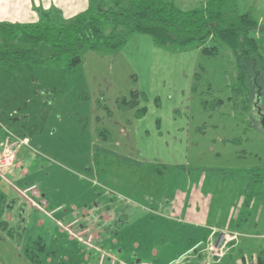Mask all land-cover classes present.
Masks as SVG:
<instances>
[{
  "label": "rangeland",
  "instance_id": "1",
  "mask_svg": "<svg viewBox=\"0 0 264 264\" xmlns=\"http://www.w3.org/2000/svg\"><path fill=\"white\" fill-rule=\"evenodd\" d=\"M173 1L191 9L207 0ZM238 9L251 11L258 21L254 34L264 56V0H242ZM244 64L257 76L261 100L244 92L237 55L225 44L211 55L196 42L161 47L151 35L133 33L116 50L87 48L72 68L66 58L49 66L0 65V129L29 137L36 149L21 147L19 167L0 172V264L255 261L264 252V175L251 189L254 202L263 206L258 225L246 224L245 217L255 218L259 208L247 211L238 202L246 169L261 168L264 174L257 106L264 111V61L258 67ZM6 139L4 130L0 155ZM214 177L223 179L225 189L223 197L213 199L212 214L198 216L205 222L169 218L139 204L147 194L169 199L177 186L190 183L207 191ZM33 185L40 193L24 191ZM40 194L47 204L74 203L81 216L86 207L92 216L111 219L115 213L121 221L60 224L63 219L48 212L46 203L25 212L27 205L35 207ZM227 217L228 228L210 242L202 238L194 245L183 235L184 229L196 234L214 224L223 226ZM117 225L127 228L129 244H154L153 255L134 256L133 246L130 257L117 254L111 245ZM172 227L180 232H171ZM189 244L194 247L184 252Z\"/></svg>",
  "mask_w": 264,
  "mask_h": 264
},
{
  "label": "trees",
  "instance_id": "2",
  "mask_svg": "<svg viewBox=\"0 0 264 264\" xmlns=\"http://www.w3.org/2000/svg\"><path fill=\"white\" fill-rule=\"evenodd\" d=\"M240 1L207 0L183 9L173 0H99L70 21H54L49 13L31 23L0 22V62L49 66L66 58L72 68L82 62L87 48L116 50L133 33L151 35L161 47L196 42L211 55L218 54L220 44H225L237 55V78L245 89L241 87L239 92L256 94L258 101L262 96L257 76L244 64L258 67L259 61H264L254 34L258 21L251 11H239ZM260 31L264 33V25ZM210 39L213 43L209 45ZM257 106L260 120L264 111ZM244 108L248 110V105ZM259 169H253L255 182L263 181ZM242 264H264V252L255 261Z\"/></svg>",
  "mask_w": 264,
  "mask_h": 264
},
{
  "label": "crops",
  "instance_id": "3",
  "mask_svg": "<svg viewBox=\"0 0 264 264\" xmlns=\"http://www.w3.org/2000/svg\"><path fill=\"white\" fill-rule=\"evenodd\" d=\"M241 1L239 2V5ZM95 4H96V0H0V22L31 23V22H35V21H39L43 19L44 15L49 14V13L54 21H57V22L70 21L73 18H75L78 14H80L81 12L86 11L89 8V6L95 5ZM11 64H15V63L0 62V65H11ZM3 137H4V130L2 131L0 129V151L2 149ZM20 164H21V161L16 162L15 165L16 167H19ZM253 169L255 170L256 168L246 169V172L244 174L245 177L241 178V180L243 181L242 182L243 183V191H242L243 193L242 192L240 193L238 206L239 205L241 206V204L244 205V208H246L245 210L247 211L248 209H251V208L253 211L254 207H258L259 208L258 213L256 214L255 218L252 217L253 220L245 217L246 224H253V225L257 224L258 225L259 220H260L258 218V215H260L263 212V206L257 203L256 201L254 202L256 197L254 195L251 196V194H253L251 189L254 186V179H255ZM27 173L28 172L21 171L20 175L27 174ZM215 179H217L218 181L217 180L215 181ZM219 179L223 180L221 178H215V177L212 178V182L214 184L209 185L208 187L206 186L208 188L207 191L203 190V186L196 187V185L193 186L192 183H190L182 187L177 186L175 188L174 194L169 199L167 198V195L165 196L163 194L160 195L159 197H153L147 194L144 201H140L139 204H141V206H143V208L147 210V212L149 210L154 211V212H160L161 214H164V216L166 217H169V218L176 217L179 220L182 219V221H186V222L188 221L190 223H193L196 220L197 222H201L200 220L203 221V219H199L198 216L204 217L206 215L212 214L211 204H213V199L215 198V196L223 197V194H224L223 189H225V185H223V183H221ZM45 196H46L45 194L43 195L40 194L38 196L39 197L38 200L39 201L41 199L45 200L46 198ZM202 198L205 201L203 202V210H201L200 212L198 207H200L201 205L200 202ZM252 201L254 202L253 205L251 204ZM12 202L16 204V201H12ZM46 204H47V201H46ZM221 204L220 206L218 205V211L216 214L221 213L219 209V207H221ZM25 205L27 204L25 203ZM30 207H32V209L34 210H38L36 206L33 207L30 204V206L28 205L26 206L25 212ZM157 207L159 208V210L157 209ZM46 208H50L49 210L48 209L47 210L48 212L51 211L52 215L58 214L59 215L58 218L63 219V221H61L63 224H71V223L80 224V225L81 224L82 225L97 224V225L102 226L104 225L103 223L108 220H111V223L121 221V219L118 220L116 218L115 213L114 215L111 216V219H106L103 216L104 214L101 215L102 218L98 217V215L92 216L93 211L86 207L82 208L83 216H81L80 213L77 211L76 205H74V203L65 204V203L58 202L54 204L53 202H48ZM249 211L252 213L251 210ZM147 212H146V216H147ZM216 217L218 216H215V218ZM228 219L229 217H227V221H224L223 226H220L219 224H214L212 225V227H210V229H208L207 232L195 231L196 234H194V231H192L191 229H184L182 232H183V235L185 234L189 235L190 240L193 241L192 244L195 243L194 245H196L200 241L202 242V238H204L206 242H210L214 240L215 238H217L216 236L218 232L220 233L221 230L228 228ZM219 220H221V218ZM38 221L39 223L40 222L42 223V219H39ZM56 222L58 224V221ZM194 224L196 226L206 225V224H198V223H194ZM121 226H124V225H117L115 234L111 233V245L113 243L114 246H116L117 254L119 255L122 254L126 257H130V253L128 252V250L130 249L129 246H133L134 256H137V257L139 256L141 258L144 256L153 255L152 252H153L154 244L146 243L147 240L144 241V243H139V242H136L135 240L134 244L133 243L129 244L127 242L128 241L127 240V235H128L127 228L125 227L123 228ZM170 231L179 233L180 229L177 227H172ZM191 235L193 237H190ZM195 238H198L199 240H195ZM192 244L186 245L184 252H188L189 250H191L194 247V245ZM215 244H216L215 246H219V242H216ZM161 250H164L163 246Z\"/></svg>",
  "mask_w": 264,
  "mask_h": 264
},
{
  "label": "built area",
  "instance_id": "4",
  "mask_svg": "<svg viewBox=\"0 0 264 264\" xmlns=\"http://www.w3.org/2000/svg\"><path fill=\"white\" fill-rule=\"evenodd\" d=\"M5 132L7 133V139H6V147L3 151V153L0 155V172L3 174V170L12 167L16 164V156L19 152V149L23 146L29 147L31 149L36 150L27 136H21L20 134L16 133V131L10 129L9 127H4ZM4 176V175H2ZM20 190V189H19ZM25 192L27 191H33L37 192L36 185L29 186L24 189ZM38 193V192H37ZM38 195V194H37ZM46 203L45 200H40L39 202L33 201V204L35 206H38L41 208V204L44 205ZM60 224H63L60 222ZM73 224V223H71Z\"/></svg>",
  "mask_w": 264,
  "mask_h": 264
},
{
  "label": "water",
  "instance_id": "5",
  "mask_svg": "<svg viewBox=\"0 0 264 264\" xmlns=\"http://www.w3.org/2000/svg\"><path fill=\"white\" fill-rule=\"evenodd\" d=\"M260 123H261V127H262V129L264 131V113H262V117L260 119Z\"/></svg>",
  "mask_w": 264,
  "mask_h": 264
}]
</instances>
